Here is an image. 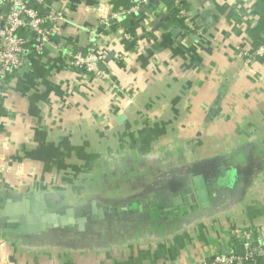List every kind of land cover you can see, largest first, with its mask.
I'll return each mask as SVG.
<instances>
[{"label": "crops", "instance_id": "0c3cea01", "mask_svg": "<svg viewBox=\"0 0 264 264\" xmlns=\"http://www.w3.org/2000/svg\"><path fill=\"white\" fill-rule=\"evenodd\" d=\"M57 1L61 51L29 56L0 103V212L20 203L52 219L92 206L102 215L88 224L73 212L76 226L30 236L0 231V264H199L263 247L264 58L248 64L236 47L264 41V0L254 25L240 0H181L193 30L173 0H155L150 22L138 10L108 29L100 17L128 0ZM91 36L109 80L68 66L66 51H85ZM194 176L204 204L180 192Z\"/></svg>", "mask_w": 264, "mask_h": 264}, {"label": "built area", "instance_id": "2783aa9c", "mask_svg": "<svg viewBox=\"0 0 264 264\" xmlns=\"http://www.w3.org/2000/svg\"><path fill=\"white\" fill-rule=\"evenodd\" d=\"M244 10L241 11L242 21L257 24L259 16L251 14L255 9V0H240ZM155 0H129V7L104 13L99 25L108 29L112 23L122 21L131 13L143 9L146 19L150 22L154 11ZM176 18L183 20L187 30H193L192 18L186 13L181 0H173ZM57 0H0V103L4 98L7 81L16 75L27 62L29 56L47 58L52 53L61 51V44L55 40L60 35V25L65 24L64 11L56 8ZM95 29L89 33L98 36ZM145 34V33H144ZM85 51H66L68 66L80 75H89L93 79L109 80L108 74L101 69L104 52L98 47L96 39L91 36ZM244 45V46H243ZM248 46L244 48L245 46ZM238 55L250 63L254 59L264 58V41L253 46L248 40L236 47ZM6 171L8 170L5 168ZM264 260V246L252 248L244 244V253L237 254L234 249L213 255L209 260L199 264H258Z\"/></svg>", "mask_w": 264, "mask_h": 264}, {"label": "water", "instance_id": "95a60500", "mask_svg": "<svg viewBox=\"0 0 264 264\" xmlns=\"http://www.w3.org/2000/svg\"><path fill=\"white\" fill-rule=\"evenodd\" d=\"M144 10L140 9L139 13H143ZM25 65V64H24ZM193 183V188L190 184L185 189H180V192L184 196V200H188L191 198L193 200L194 196L198 199V201L202 204L206 202V185L204 184V179L201 176H194L191 179ZM190 192L192 193L190 195ZM40 198H36L31 202H36ZM45 201L49 203L46 199ZM18 204H12L10 207L1 210V223H0V231L7 235H25L30 236L36 233H45L50 230L61 229L62 226H67L70 228L71 225L76 226L75 221L71 218L73 212L75 215H80L81 219L79 222L92 223L95 221V216H101V211H96L94 206L90 207V209L79 208L75 211L69 210L66 212L67 215H60L57 217L47 218L46 216H41L35 204V209L29 210L30 213L26 212V209ZM25 210V211H23ZM69 216V217H68ZM65 224V225H64ZM241 250V247H238V253H244Z\"/></svg>", "mask_w": 264, "mask_h": 264}, {"label": "trees", "instance_id": "16d2710c", "mask_svg": "<svg viewBox=\"0 0 264 264\" xmlns=\"http://www.w3.org/2000/svg\"><path fill=\"white\" fill-rule=\"evenodd\" d=\"M256 6V5H255ZM128 7H129V0H128ZM127 7V8H128ZM126 8V9H127ZM255 10V9H254ZM173 14H174V12H173ZM128 27H129V29H130V32H132L133 34L136 32V24L133 22V20L131 21V22H129V24H128ZM257 263L258 264H264V260H262V259H258L257 260Z\"/></svg>", "mask_w": 264, "mask_h": 264}, {"label": "rangeland", "instance_id": "374dc122", "mask_svg": "<svg viewBox=\"0 0 264 264\" xmlns=\"http://www.w3.org/2000/svg\"><path fill=\"white\" fill-rule=\"evenodd\" d=\"M118 195L120 194L119 192L117 193ZM115 198L117 199V200H120L118 197H116L115 196ZM122 199H124V198H122ZM44 204H42V206H43Z\"/></svg>", "mask_w": 264, "mask_h": 264}]
</instances>
